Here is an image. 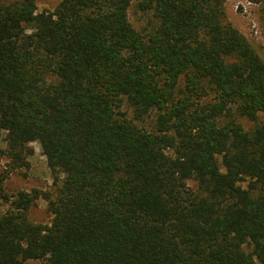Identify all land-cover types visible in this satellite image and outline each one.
I'll return each instance as SVG.
<instances>
[{
    "label": "trees",
    "instance_id": "obj_1",
    "mask_svg": "<svg viewBox=\"0 0 264 264\" xmlns=\"http://www.w3.org/2000/svg\"><path fill=\"white\" fill-rule=\"evenodd\" d=\"M228 1L142 0L145 33L132 0L0 1L4 155L28 168L39 142L63 175L4 197L0 264H264V57Z\"/></svg>",
    "mask_w": 264,
    "mask_h": 264
},
{
    "label": "rangeland",
    "instance_id": "obj_2",
    "mask_svg": "<svg viewBox=\"0 0 264 264\" xmlns=\"http://www.w3.org/2000/svg\"><path fill=\"white\" fill-rule=\"evenodd\" d=\"M3 4L13 3L18 0H0ZM20 1V0H19ZM142 0H132L129 9V18L133 26L140 33L150 30L154 20L150 13L143 12L139 5ZM264 0H229L226 4L228 21L239 30L264 57ZM60 0H36L37 14L49 11L53 12ZM36 24L26 26L28 34L36 31ZM124 110L128 112V118L134 119V110L125 105ZM157 111L151 112L142 120H135V123L148 131H153ZM246 130L253 127V123L246 118L240 119ZM6 132L0 133V213L5 212L10 204L6 202L5 196L14 197L20 191L31 192L38 189L43 192L56 194L62 185L63 175L53 173L46 157L43 154L39 142L31 143L35 154L29 158V167L11 170L10 162L4 155L6 150ZM172 154V153H171ZM192 185V183H190ZM52 215L48 210V203L40 198L36 205L30 210V220L35 224L49 225L52 222ZM247 253L252 252V247L245 246ZM28 264H44L39 261H30Z\"/></svg>",
    "mask_w": 264,
    "mask_h": 264
}]
</instances>
